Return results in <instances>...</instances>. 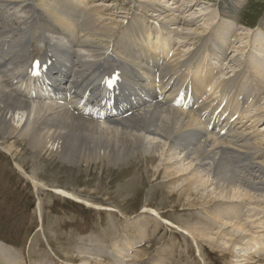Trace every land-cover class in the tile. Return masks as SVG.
Returning <instances> with one entry per match:
<instances>
[{
    "label": "bare ground",
    "instance_id": "obj_1",
    "mask_svg": "<svg viewBox=\"0 0 264 264\" xmlns=\"http://www.w3.org/2000/svg\"><path fill=\"white\" fill-rule=\"evenodd\" d=\"M113 1L108 16L84 0H0V149L13 154L8 140L14 139L41 158L69 164L160 161L164 178L182 188L181 196L205 189L209 203L232 206L221 214L238 211L240 201L250 206L249 219L260 214L264 207L253 208L258 202L252 192H264V139L248 130L264 122V112L249 118L252 126L237 114L251 100L239 94L241 81L250 77L246 64L232 58L233 75L215 86L209 60L218 53L208 35L192 28L195 21L153 10L163 20L154 43L143 23L126 12L127 1ZM260 27L264 30V23ZM162 31L194 48L185 56L171 52ZM217 50L227 55L219 44ZM35 53L43 56L33 58ZM259 59L253 50L251 67L261 76ZM170 164L182 166L171 170ZM17 166L36 195L47 190L108 210L65 188L49 187ZM36 210L42 223L41 201ZM143 212L164 220L149 206ZM213 218L214 226L220 224ZM246 239L247 260H264V236ZM49 250L61 264H103L85 257L62 259ZM13 251L0 242V264H20Z\"/></svg>",
    "mask_w": 264,
    "mask_h": 264
},
{
    "label": "rangeland",
    "instance_id": "obj_2",
    "mask_svg": "<svg viewBox=\"0 0 264 264\" xmlns=\"http://www.w3.org/2000/svg\"><path fill=\"white\" fill-rule=\"evenodd\" d=\"M85 1L102 7L108 16L113 13V10L108 12L113 0ZM126 1L128 15L143 23L147 35H152L154 42L158 38L159 23L163 20L153 10L162 8V11L178 18L195 21L192 28H199L201 33L208 35L211 48L218 53L212 54L209 60L210 70L214 68V85L233 75L235 69L230 60L240 58L246 64L250 77L241 81L239 94L251 100L241 105L237 114L248 118V124L253 125L249 118L264 112L261 110L264 108V88L261 87H264V30L260 27L264 23V0ZM124 17L119 21L124 22ZM223 28L219 36L218 30ZM161 37L171 52L179 51L185 56L194 48L192 43L184 46V41L175 34L162 31ZM257 38L261 43L256 42ZM218 44L228 51V56L219 54L215 49ZM253 50L261 57L256 64L263 73L261 76L255 74L251 67ZM42 56V53L33 54V58ZM255 78L260 83L254 82ZM242 87L251 93H246ZM242 107L245 109L241 111ZM260 124L253 131L248 130L258 140L264 139V122ZM8 144L14 145L13 154L0 149V239L13 244L20 264H25V260L27 264H61L48 251L44 240L62 259L85 257L101 260L103 264H264V260L258 257L252 261L246 258L251 253L246 237L264 236V225L257 227L248 222L244 228V225L236 224H245L247 217L252 216L248 212L249 216L243 220L240 217L242 209L248 207L242 210L246 213L250 208L246 202L240 201L243 204L237 216L234 214L236 210L221 214V209L232 206L209 203L206 196L209 191L204 193L205 189L192 196H181L182 188L178 185L171 187L164 178L165 166L160 161H133L121 166H112L108 162L69 164L48 156L41 158L27 144L19 141L14 144V139H9ZM17 164L27 174L34 173L36 176H33L49 187L65 188L108 210L76 203L47 190H40L36 195L32 183L21 174ZM181 166L169 165L171 170H178ZM252 193L256 197L253 202H258L253 208L262 210L264 192ZM39 201L43 222V231L40 232L36 210ZM145 206L156 209L172 224L142 213ZM213 217L220 224L214 226ZM255 217L261 218L259 223L264 222V211L253 214L252 218Z\"/></svg>",
    "mask_w": 264,
    "mask_h": 264
}]
</instances>
